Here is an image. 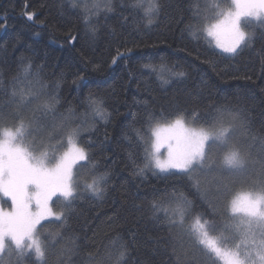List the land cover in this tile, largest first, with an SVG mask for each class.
<instances>
[{
	"label": "trees",
	"instance_id": "16d2710c",
	"mask_svg": "<svg viewBox=\"0 0 264 264\" xmlns=\"http://www.w3.org/2000/svg\"><path fill=\"white\" fill-rule=\"evenodd\" d=\"M228 2L217 0L222 6ZM161 3L159 16L149 25L143 13L148 7L142 3L133 8L132 0H77L75 8L64 0H0V128L14 127L22 119L27 126L25 144L52 157L66 146L68 133L80 128L77 143L96 167L90 171L81 163L74 177L83 181L93 172L107 174L108 190L102 199L86 192L81 182L67 224L44 221L45 226L38 228L46 244L51 234L58 233L52 252L72 249L64 264H107L106 254L115 256L121 243L127 245V264H176L172 249L156 243L168 235V225L163 212L158 220L153 218L151 204L162 203L171 211L178 203L174 195L181 193L192 202L185 229L194 227L193 217L199 214L209 221L210 236L223 234L229 237L225 246H234L239 241L225 228L232 223L228 201L238 191L264 187L259 163L264 154V29L249 25L246 30L256 34L252 45L238 54H225L211 43L194 15V6L199 5L203 15L211 16L206 8L210 0ZM26 12L36 13L34 21L27 20ZM86 13L98 26L95 36L82 21ZM69 34L75 42L69 41ZM118 47L131 51L110 65ZM29 62L32 68L25 76L22 69ZM175 72L186 75L177 78ZM33 73H39V83ZM30 84L43 95L40 101L20 104L12 92L27 93ZM48 95H55L59 103L45 113L39 103ZM90 96L103 101V119L89 105ZM221 106L243 110L230 146L248 150L256 174L237 189L225 180L226 193L224 189L211 193L213 211L187 178L146 167V149L151 142L149 117L165 123L182 113L189 124L207 127L202 118L214 115ZM193 111L199 113L196 119H191ZM223 122L235 127L228 113ZM228 149L217 151L218 156ZM52 207L59 211L62 204L55 202ZM179 258L180 264H223L187 238ZM54 262L49 255L48 264ZM0 264L33 261L21 262L6 250Z\"/></svg>",
	"mask_w": 264,
	"mask_h": 264
},
{
	"label": "snow or ice",
	"instance_id": "6c2138e0",
	"mask_svg": "<svg viewBox=\"0 0 264 264\" xmlns=\"http://www.w3.org/2000/svg\"><path fill=\"white\" fill-rule=\"evenodd\" d=\"M64 2L75 8L77 0ZM141 5L142 0H132L131 7L140 8ZM162 7L161 0H151L150 6L143 10L147 24L150 25L159 16ZM194 7V15L203 23V32L214 38L216 46L223 53L235 55L252 45L256 34L246 30L249 25L255 24L264 29V0H229L226 6L217 3V0H210L206 8L212 11L211 16L203 15L199 5ZM108 10L111 11V8ZM25 15L28 21H34L36 13L26 12ZM82 21L95 36L98 26L87 13L82 16ZM193 35H196L195 31ZM68 39L75 42L76 37L69 34ZM130 51L127 47L124 51L116 48L110 65L126 58ZM31 68L30 62L23 67L25 76ZM173 75L183 78L186 74L175 72ZM33 76L39 83V73H33ZM41 95L43 94L38 90L33 91L31 84L27 93L23 90L17 92L15 89L12 92L13 98L19 97L20 104L40 101ZM29 96L32 100L28 99ZM57 103L59 101L55 95H48L39 103V107L47 113L53 111ZM102 104V100L89 97V105L103 119L106 113L101 107ZM242 111L221 106L214 115L206 114L202 119L207 127L199 128L190 127L182 113L165 123L153 121L149 117L152 139L150 150L146 149L150 157L146 167L187 178L201 200L214 211L211 193L221 192L226 187L225 180L228 177L247 170L250 153L243 147L234 148L224 155L220 164H216L205 148L209 141L226 142L232 134V127L224 126V114L228 113L235 121ZM197 117L199 113L193 111L191 119ZM245 124L246 121L241 119V125ZM26 127L21 119L14 127L0 128V199L7 198L11 208L10 211L0 208V254L6 250L15 251L21 262L27 258L33 264H48V256L53 255L54 264H64V260L71 259L72 249L65 247L52 252L51 249L56 248L58 233L51 234L50 241L46 244L40 239L38 228L45 226L42 221L58 223L61 227L67 224L74 211V201L79 198L81 182L86 192L102 199L108 190L107 174L93 172L90 179L83 181L74 177L73 169L77 163L83 162L81 167H87L90 171L96 167L86 149L74 139L78 130L72 129L68 133L67 151L49 160L47 152L36 155L25 144L23 138ZM165 145L167 155L162 159L161 148ZM259 163L260 178L264 181V154L261 155ZM54 197L56 201L53 200ZM174 200L178 203L171 211L164 204L155 201L151 204V210L153 218L157 220L160 212L164 214L168 235L159 238L156 243L172 249V256L177 257L176 264H180L179 250L183 248L186 238L203 246L223 264H264V187L257 192H237L228 201L227 212L232 223L225 225V228L230 229L233 237L239 241L231 248L225 246L229 237L223 234L215 237L209 235V221L199 214L193 217L195 226L185 229L187 209L191 208L192 202L182 193L179 196L174 195ZM55 202L62 204L59 211L53 210L52 205ZM127 255V245L121 243L115 256L106 254L107 264H127ZM89 259L93 257L89 255ZM99 259L103 261L104 257Z\"/></svg>",
	"mask_w": 264,
	"mask_h": 264
},
{
	"label": "rangeland",
	"instance_id": "374dc122",
	"mask_svg": "<svg viewBox=\"0 0 264 264\" xmlns=\"http://www.w3.org/2000/svg\"><path fill=\"white\" fill-rule=\"evenodd\" d=\"M142 3L146 6V7H149L150 6V3H151V0H142ZM206 35V34H205ZM207 36V35H206ZM208 37V36H207ZM208 39L211 41V43L218 49V50H220L221 51V49H219L217 46H216V44H215V40H214V38H212V37H208ZM222 52V51H221ZM225 54H228V53H225ZM237 120V119H236ZM235 120V127L234 126H231L232 127V134L230 135V137H229V139L226 141V142H212V141H209V143H208V145H206V148H205V150H206V152H208L209 153V155H210V157H211V159L213 160V161H215V163L216 164H220L221 162H222V160H223V157H224V155L227 153V152H229L230 150H232V149H234V148H236V147H231L230 145H231V140L232 139H235L236 137H237V129H236V127L238 128V126H237V121ZM186 123L190 126V127H195V126H193L192 124H189L187 121H186ZM229 126V125H228ZM196 128H199V127H196ZM80 129V128H79ZM78 129V133L80 132V130ZM82 130H84V129H82ZM82 132V131H81ZM80 132V133H81ZM25 134H26V132H25ZM151 136V135H150ZM74 139L76 140V142H77V135L74 137ZM151 139H152V137H151ZM213 144H216V146H212ZM229 148L225 153H221L222 154V156H221V154L218 156V154H217V151L219 152V150L220 149H226V148ZM30 148V147H29ZM33 152H34V154H36V155H39V153L40 152H47V151H40V150H33L32 148H30ZM149 150H150V145H149ZM223 150H222V152H223ZM65 151H67V144H66V146L62 149V151L60 152V153H58V154H56L55 156L56 157H59L61 154H63V152H65ZM48 153V156H49V160H51V158H52V156H51V154H50V152H47ZM166 155H167V146L165 145L164 147H162L161 148V158L163 159V158H165L166 157ZM150 159V157L147 155V160H149ZM81 163H83V162H80V163H77L75 166H74V169H73V173L75 172V168H76V166L77 165H79V164H81ZM152 168V167H151ZM153 169V168H152ZM153 170H155V169H153ZM155 171H157V172H159V170H155ZM159 173H162V172H159ZM253 174H256V171H255V168H254V166H253V164H250V161H249V164H248V167H247V170L244 172V173H241V174H238V175H235V176H230V177H228L227 179H226V182H227V184L229 185V187L230 188H235V189H237L238 187H240V186H242V185H244V184H247V183H249V182H251L252 180H251V178L250 177H252L253 176ZM250 176V177H249ZM227 186V185H226ZM224 191V193H226V191H228L227 189H224L223 190ZM222 191V192H223ZM238 192H257V190H254V189H247V190H243V191H238ZM54 199H56L55 197L53 198V200ZM34 207V206H33ZM0 208H3L4 210H6V211H10L11 210V208H10V202H8L7 201V198H3V199H0ZM42 222H44V221H42ZM193 226H195L194 224H193ZM226 247H228V248H231V247H233L232 245H227ZM10 252H12V253H14V254H16V252L15 251H11L10 250ZM3 255V253L2 254H0V257Z\"/></svg>",
	"mask_w": 264,
	"mask_h": 264
}]
</instances>
